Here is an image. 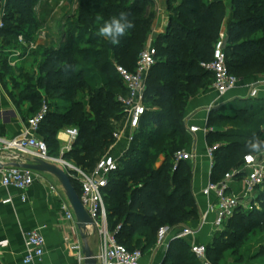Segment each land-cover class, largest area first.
<instances>
[{
  "label": "trees",
  "instance_id": "1",
  "mask_svg": "<svg viewBox=\"0 0 264 264\" xmlns=\"http://www.w3.org/2000/svg\"><path fill=\"white\" fill-rule=\"evenodd\" d=\"M39 1L8 0L6 27L0 32V44L16 42L20 34L26 42H31L30 32L36 26L44 27L54 11L48 9L44 12L46 17L37 18ZM154 3V0H82L77 13L69 18L71 22L75 20L77 31L93 30V38L86 42L108 46L115 60L109 53L100 61L105 52L79 47L80 39L73 32L64 34L59 48L47 49L43 54L38 84L45 95L28 86L25 87L27 93L22 98L17 97L33 102L36 111L46 101L47 113L39 131L47 144L50 143L52 155L56 149L59 151L56 135L65 128H76L79 135L64 156L85 170H93L115 142L114 122L123 125L126 117L117 99L125 88L115 64L119 61L129 70L135 69V53L143 50L152 31L155 11L154 6L148 7ZM175 3L176 0H169V9L173 10L169 25L156 39L158 62L148 76L146 87L149 109L129 150L119 159L120 169L110 176L105 190L111 228L116 230L120 226L117 239L129 249L143 250L141 244H135L140 239L148 244L155 242L158 230L164 224L175 227L182 225L186 218H199V208L191 190L192 172L186 161L176 160L175 153L184 149L187 141L184 118L190 98L213 82V74L201 63L213 59L227 9L224 0H181L173 9ZM230 5L233 18L228 26L225 52L231 73L238 76L243 68L248 73L264 72V0H230ZM121 12L128 14L134 27L121 38L119 45H112L98 37L96 30L103 21ZM25 27L29 34L22 32ZM258 33L260 35L256 36ZM155 68L159 69L154 73ZM225 120L243 121L247 131L222 132L210 127ZM144 121L150 128L142 126ZM263 125L264 117H257L256 113L236 110L233 114L223 115L213 112L207 141L209 146L220 144L213 157V181L223 177L218 175L232 159L242 156L243 161L250 151L247 142L253 137L261 139ZM162 156L165 160L157 168ZM72 182L77 190L74 178ZM258 198L261 210L237 212L226 224L230 228L225 226L226 229L216 232L213 242L207 244L212 264L222 258L221 244L232 243L231 239L236 238L235 228L245 227L244 234L257 229L264 232V190ZM238 238L233 240L236 246L241 243ZM170 246L176 254L170 253L164 264L200 263L186 239L177 238ZM261 256H264V246L257 255Z\"/></svg>",
  "mask_w": 264,
  "mask_h": 264
},
{
  "label": "built area",
  "instance_id": "2",
  "mask_svg": "<svg viewBox=\"0 0 264 264\" xmlns=\"http://www.w3.org/2000/svg\"><path fill=\"white\" fill-rule=\"evenodd\" d=\"M8 0H0V32L5 29V8ZM18 41L23 44H29L34 48L33 42H26L24 35H18ZM226 38L218 39L214 47L213 59L209 62H202L201 66L213 74V87L218 93L219 98H223L227 93L237 87L239 78L231 73L226 57ZM158 62V49L156 39L151 37L141 51L135 69L129 70L127 67L115 64V69L125 92L118 95L124 112L126 113L125 122H114L116 130L114 132L115 142L110 146L96 163L93 170L87 172L85 169L75 166L63 156L71 150V145L65 147L61 157L53 156L50 153L47 142L35 132L40 130L41 124L47 113V106L28 120V125L24 133L14 138L0 137V154L9 152L12 154L13 163L20 162L17 153H28L35 159H42L63 167L74 179L80 181L81 194L80 200L85 209L94 221L91 226L97 233L100 240V249L95 254L98 264H141L143 251L141 249H129L126 245L120 243L117 239V233L120 226L113 230L110 225L109 212L105 202V190L109 185L110 176L120 169L119 159L113 154L114 148L127 134L132 141L135 133L140 127L141 120L148 111L149 106L146 103L147 79L152 68ZM260 82L255 84L250 97H256ZM200 128L198 126L188 127L189 133H196ZM69 136V142L72 143L79 135L76 128L66 129ZM220 147L217 143L208 149L211 159L214 152ZM251 157V159H249ZM177 161H191L194 155L184 149L175 153ZM1 161V160H0ZM0 167V195L6 191V196L0 197L1 205H11L14 203L12 190L20 192L21 201H27L26 191L35 183L38 173L32 169L22 168L13 164H5L1 161ZM214 167V161L212 168ZM76 175L78 177H76ZM240 185L238 192L233 189L232 184ZM51 189H54L51 186ZM264 189V152L248 153L244 156L243 163L239 169L227 172L224 177L218 181H211L204 189L206 196L214 195V200L209 204L208 209L201 215V225L208 222L209 216L213 215L212 225L215 232L223 231L228 220L237 212H249L253 209L261 210V203L258 200L261 190ZM67 219L77 223V218L73 208L64 206ZM178 230L176 238L188 239L196 234L200 227L182 226L178 228L170 225H163L157 233V245H165L169 234ZM7 246V241H0V247ZM26 252L24 256L25 264H32L40 261L45 255L46 238L39 229H33L25 233ZM78 259H85L82 245L76 243L72 245ZM191 252L200 261L201 264H212L208 258L207 244L192 243Z\"/></svg>",
  "mask_w": 264,
  "mask_h": 264
},
{
  "label": "crops",
  "instance_id": "3",
  "mask_svg": "<svg viewBox=\"0 0 264 264\" xmlns=\"http://www.w3.org/2000/svg\"><path fill=\"white\" fill-rule=\"evenodd\" d=\"M224 1L227 2L228 8L227 15L221 26L219 39L223 36L227 37L228 26L233 18L230 0ZM154 2L159 17L162 16L164 18L169 10V0H154ZM69 16L70 14L67 15V17ZM58 19L57 10L55 9L53 16L49 18L46 25L56 28ZM168 21L170 22V19ZM158 25L157 21V23L153 24L152 30L160 33L158 32ZM168 25L169 23L167 22L166 28H168ZM42 29L46 36L48 31L44 28ZM1 62L2 57L0 54V137L14 138L24 133L28 120L40 112L44 105L36 111L31 101H24V103L20 104L16 102V95L6 81L4 71L1 69ZM237 77L239 78L237 87L229 91L225 97L219 98L213 87V82H211L205 89L190 98L185 110L184 125L187 141L184 145V150L194 155V159L186 161V163L192 172L191 190L199 208V218L192 221L188 226L200 227L196 234L186 239L190 245L192 243L209 244L216 233L211 223L213 215L209 216L208 222L201 225L202 213L208 209L209 204L214 200V195L206 196L203 193L207 185L213 181L212 163L214 160L208 154V149L211 146H209L207 141L208 132L211 130L210 127H215L222 132L231 129H238L242 133L247 131V127L230 126L225 128L213 124L209 127L210 117L213 112L228 115L233 114L236 110H244L247 113H256L257 117H264V72L248 73L247 69L243 68L242 73ZM259 82L260 86L257 96L250 97L254 85ZM231 122L245 123L240 120ZM191 126H198L200 129L196 133H189L188 127ZM34 134L39 137L43 136L41 131ZM56 137L59 141V153L56 154L55 152L53 156L61 157L65 147L69 145L72 147L74 142H69L66 128L60 130ZM130 144L131 140L127 134L117 142L113 154L118 159L122 158L129 150ZM16 155L20 160L18 163L34 161V158L28 153L20 152ZM65 159L73 163L71 159ZM0 160L8 165L12 164L14 159L11 153L5 151L0 154ZM164 160L163 156L159 158L156 167H160ZM51 186L54 189H51ZM232 187L238 192L240 185L233 183ZM11 193L14 196V203L0 206V241H7V246L0 247V264H25L23 261L26 252L25 233L33 229H39L45 236L46 250L43 258L32 264H85V259L80 261L72 249V245L79 243L82 245L83 250L84 241L77 223L67 219L65 216L64 206H70L71 208L72 206L55 176L50 173H38L35 183L26 191V202L20 200L19 191L12 190ZM4 196H6V191L1 192L0 197ZM182 226L179 225L177 227L180 228ZM178 230L169 234L163 246H158L156 240L151 244L142 239L136 242L135 244H141L140 248L143 249L141 264H164L170 253L175 256L176 253L171 251L170 245L173 240L177 239ZM86 232H89L87 241L91 249L95 254L98 253L100 240L97 233L91 227Z\"/></svg>",
  "mask_w": 264,
  "mask_h": 264
},
{
  "label": "rangeland",
  "instance_id": "4",
  "mask_svg": "<svg viewBox=\"0 0 264 264\" xmlns=\"http://www.w3.org/2000/svg\"><path fill=\"white\" fill-rule=\"evenodd\" d=\"M81 1L82 0H40L37 5V18H39V16L42 17V15L43 17H46L44 12L48 9H54V10L56 9L57 16L59 18L57 27L52 28V27H48V25H45L44 27H42L48 31L46 36L43 32V29L39 26H36L34 30L30 32V34L28 33L29 30L25 27L22 30V32H25L31 35L32 37L31 42L34 43V48L32 49L29 47V44L27 45L23 44L19 42L18 40L16 42L13 41L12 43L3 42L0 44V54L2 57L1 69L4 71L7 83L10 84V89H12L14 94L16 95V98H15L16 102H18L19 104L22 102L24 103L23 99L21 98L25 93H27L25 92V87L29 86L33 89V91L39 92L40 95L41 94L44 95V89L40 87V85L38 84V80L41 77V73L38 70L39 62L41 61L43 54L46 52L47 49H52L55 47L59 48L60 46L59 43H60L61 38L64 36V34L68 32L76 33V35L79 37L80 39L78 43L79 47L94 49V50H102L103 52H105L100 57L99 59L100 61H103L104 59H106L109 53H111V55L109 56L110 57L112 56V59L115 60L114 53L112 50H110L108 46L91 45L86 42L88 41V39L93 38V33H94L93 30L91 31L85 30L82 32L77 31V29L74 27L75 20H73V22L70 21L69 18L71 16H74L75 13H77L78 7ZM180 1L181 0H176V3L173 5V9L174 7H176V5ZM152 6H154L153 10L155 11V18H154L153 24L157 23L158 21L159 23L158 32L160 33H157L152 30L149 35V38H151L152 36L153 38L157 39L159 35L166 32L167 30L166 25H167V22L169 23L168 20L170 19V16L172 15L173 10L169 9L165 17L162 18V16L159 17V14L157 13V10L155 9L156 7L155 3L153 5L149 4L148 9L151 8ZM227 8H228V5H227V2H225V9ZM69 14L70 16L67 17V15ZM259 35L260 33H258L256 36H259ZM38 36H40L41 38ZM141 51L142 49L139 50L137 54L135 53L134 60L138 59ZM117 62L116 64L124 65V63L122 64V63H119V61ZM158 69L159 68H155L154 73L157 72ZM162 71L164 70H161V72ZM111 72L114 73L113 70H111ZM33 91L30 90V92L32 93ZM19 95L21 96V98L17 97ZM46 104L47 103L45 101L43 105H46ZM226 113H230V112H226ZM215 125H219L225 128L230 127V126L242 127V128L247 127L246 123L231 122L227 120L216 122ZM142 126H144L145 129L150 128V126L147 124L146 121L142 123ZM261 129L262 131H264V125L261 126ZM261 139H264V134L261 135ZM48 144L50 145L49 142ZM57 150L58 149L55 150L56 154L59 153ZM251 152L252 151L250 150L249 153ZM72 161L75 166L82 168V166L77 164L74 160ZM242 163H243L242 156L235 157L226 166V168L218 175V177L224 176L227 172H231L232 170L239 169ZM86 171L89 172L90 169H86ZM76 177L78 176L76 175ZM75 180H76L75 185L77 187V190L78 192H80V189H81L80 181L78 180V178ZM187 207L189 206L187 205ZM195 220L196 218H193V217L186 218L184 221H182V225L188 226L189 224H191L192 221H195ZM240 223H241V220H240ZM226 228L229 229L230 226L228 227L226 226ZM234 231H236L235 237L236 238L239 237L241 240L240 245L238 246L235 245V242L233 240L236 238L234 239L230 238L232 243L226 242V244H221L220 253L222 255V258L215 264H264V256L257 257L258 253L260 252V249L264 246V232L257 229V230H250L249 232L244 234L245 227L235 228ZM226 241H230V240H226ZM192 258L196 262L193 256Z\"/></svg>",
  "mask_w": 264,
  "mask_h": 264
},
{
  "label": "water",
  "instance_id": "5",
  "mask_svg": "<svg viewBox=\"0 0 264 264\" xmlns=\"http://www.w3.org/2000/svg\"><path fill=\"white\" fill-rule=\"evenodd\" d=\"M12 164L22 168L32 169L39 173H50L57 178V180L63 187L65 194L69 200V203L71 204L75 212L77 218V225L81 230V236L84 241V262L85 264H98L97 259L95 258V252L91 249L87 241L89 232H86L88 228L94 224V221L80 200V196L72 182L73 176H71L68 171L65 170L63 167L42 159H35L33 162L29 163ZM1 166L2 164L0 161V167Z\"/></svg>",
  "mask_w": 264,
  "mask_h": 264
},
{
  "label": "clouds",
  "instance_id": "6",
  "mask_svg": "<svg viewBox=\"0 0 264 264\" xmlns=\"http://www.w3.org/2000/svg\"><path fill=\"white\" fill-rule=\"evenodd\" d=\"M0 27H2V24H0ZM133 27V21L129 19L128 14L121 12L119 15H114L103 21L97 28L96 35L108 40L112 45H119L121 38L125 37ZM246 147L252 152H264V139L253 137L247 142Z\"/></svg>",
  "mask_w": 264,
  "mask_h": 264
}]
</instances>
